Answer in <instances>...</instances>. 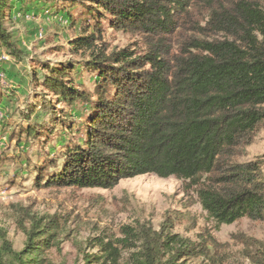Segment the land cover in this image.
Listing matches in <instances>:
<instances>
[{
    "label": "trees",
    "instance_id": "obj_1",
    "mask_svg": "<svg viewBox=\"0 0 264 264\" xmlns=\"http://www.w3.org/2000/svg\"><path fill=\"white\" fill-rule=\"evenodd\" d=\"M15 0H0V49L20 58L5 28ZM55 3L57 0H18ZM67 1V0H66ZM75 5V0H69ZM82 4L96 22L141 40L143 51L92 53L85 68L96 74L93 94L75 84L71 62L48 68L43 87L54 99L44 110L84 106L83 140L65 142L64 152L49 154L35 171L37 188L112 189L120 181L152 175L175 178L198 198L217 225L243 219L264 222V158L239 162L264 128V7L260 0H88ZM100 36L70 42L74 54L96 49ZM49 106V108H48ZM38 107L28 108L30 122ZM64 116V112L62 113ZM74 116L56 125L69 132ZM38 128L22 129L18 141L38 137ZM53 132H49L50 140ZM169 224V225H168ZM171 219L159 233L143 236L140 264H179L208 257L220 245L205 233L201 243L173 235ZM62 227L34 220L27 247L14 251L0 232V264H49L45 250L58 246ZM130 234L133 231L128 229ZM248 247L250 241L243 238ZM250 248V247H248ZM264 258V252L248 253ZM115 261V249L103 255ZM87 264H94L93 256ZM103 259V258H102Z\"/></svg>",
    "mask_w": 264,
    "mask_h": 264
},
{
    "label": "rangeland",
    "instance_id": "obj_2",
    "mask_svg": "<svg viewBox=\"0 0 264 264\" xmlns=\"http://www.w3.org/2000/svg\"><path fill=\"white\" fill-rule=\"evenodd\" d=\"M264 7V0H260ZM57 0L55 3L27 1L18 12V0L5 28L12 34L20 58L0 49V232L7 235L14 251L27 247L28 231L34 220L54 221L62 227L59 245L45 250L49 264H140L144 251L143 236L148 231L159 233L170 219L173 235L201 243L205 233L220 245L208 257L189 258L179 264H264V258L248 253L264 252V222L243 219L232 225H217L202 209L198 198L183 191L175 178L160 179L147 175L120 181L112 189L37 188L35 171L49 154L55 159L64 152L56 146L83 140L86 120L84 106L74 109L59 105L60 112L41 109L42 101L54 99L43 87L48 68L71 62L77 68L75 84L93 94L97 75L86 70L91 54H106L128 49L143 51L141 40L122 31L111 30L102 20L101 35L95 20L86 14L82 4L88 0ZM96 29V30H95ZM100 36L96 49L74 54L70 42L82 35ZM37 106L28 122L24 114ZM49 108V106H48ZM64 112V116L62 113ZM73 115L77 123L66 132L56 125ZM29 126L38 128V137L27 141L18 135ZM53 132L51 139L47 135ZM264 158V128L239 162ZM264 174V166L262 167ZM169 225V224H168ZM128 229L133 231L130 234ZM243 238L250 241L242 243ZM1 247V239H0ZM115 249V261L104 259L106 251ZM103 258V259H102Z\"/></svg>",
    "mask_w": 264,
    "mask_h": 264
}]
</instances>
